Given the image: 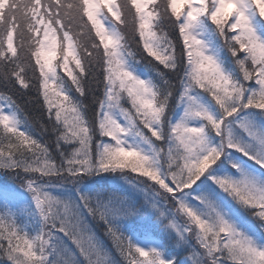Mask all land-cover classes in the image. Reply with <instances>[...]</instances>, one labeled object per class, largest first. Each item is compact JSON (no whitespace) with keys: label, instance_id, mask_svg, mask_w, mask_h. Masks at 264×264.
<instances>
[{"label":"snow or ice","instance_id":"obj_1","mask_svg":"<svg viewBox=\"0 0 264 264\" xmlns=\"http://www.w3.org/2000/svg\"><path fill=\"white\" fill-rule=\"evenodd\" d=\"M0 264H264V0H0Z\"/></svg>","mask_w":264,"mask_h":264},{"label":"trees","instance_id":"obj_2","mask_svg":"<svg viewBox=\"0 0 264 264\" xmlns=\"http://www.w3.org/2000/svg\"><path fill=\"white\" fill-rule=\"evenodd\" d=\"M28 112H29V114L31 115V116H33V117H36V116H38L39 114L33 109V108H29L28 109Z\"/></svg>","mask_w":264,"mask_h":264},{"label":"rangeland","instance_id":"obj_3","mask_svg":"<svg viewBox=\"0 0 264 264\" xmlns=\"http://www.w3.org/2000/svg\"><path fill=\"white\" fill-rule=\"evenodd\" d=\"M257 167H259V166H257Z\"/></svg>","mask_w":264,"mask_h":264}]
</instances>
